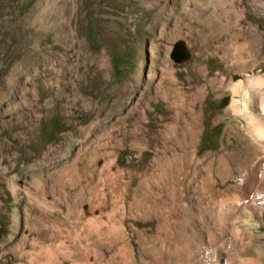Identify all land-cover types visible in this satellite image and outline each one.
<instances>
[{"label":"rangeland","instance_id":"obj_1","mask_svg":"<svg viewBox=\"0 0 264 264\" xmlns=\"http://www.w3.org/2000/svg\"><path fill=\"white\" fill-rule=\"evenodd\" d=\"M254 77L264 0H0V264L31 237L71 250L46 264H264V156L229 110Z\"/></svg>","mask_w":264,"mask_h":264},{"label":"bare ground","instance_id":"obj_2","mask_svg":"<svg viewBox=\"0 0 264 264\" xmlns=\"http://www.w3.org/2000/svg\"><path fill=\"white\" fill-rule=\"evenodd\" d=\"M251 81L252 83L249 82V84L251 83L253 86H250V87L243 86L242 79L234 82L231 85V89L233 91V99L230 103L231 109L229 110L230 111L232 110L237 116L241 117V119L244 122V127H246V129H248V131H250L251 134L258 141V144H254L252 142L246 143L244 146L246 152L249 155L252 153L258 152L264 156V102L263 101H262L263 103L260 102L261 99L260 101L255 100L254 95H253V89L257 86L260 87L264 85V79L254 77L253 79H251ZM244 85H245V82H244ZM257 91L259 90L257 89ZM258 95L261 96L260 93ZM263 95H264V92H263ZM247 103L249 106L246 108ZM193 138L194 136H192L191 134L190 139L193 140ZM222 158L223 157H218V158L213 157L210 160L211 161L210 163L212 164L217 163L220 165L222 162ZM217 172H218V175H221L220 167ZM211 189L212 187H209L208 189H204V192L211 193L213 191ZM226 195H227V192H223V194L220 197L224 198ZM222 198L218 200V206H219L218 213L221 214L222 211L225 209L228 211L232 210L233 212L235 210V207L228 206L226 208L224 205L225 199H222ZM135 200L137 201L139 200L138 193L135 195ZM263 204H264V199L262 202V207L264 206ZM179 238H181V240L183 241V250L185 249L184 250L186 252L185 254H187V251H186L187 250L186 247L188 246L187 241L183 240L184 236H180ZM22 241L24 244V247L22 248V250H24V248H26L27 246L30 247V249L25 252L27 254H25L24 256V253L22 251L20 253V250H17L18 252H16L13 249H10L9 251H10L11 257L8 259H5L4 264H8L10 259L11 260L14 259L16 261L15 264H46L47 262H51L52 260L55 259V255H54L55 253H59V252L60 253H70L71 252V250L69 251L67 249V246L65 247V245L63 244V240L61 238H45L44 243H40L39 241H37L36 237H31L30 239L23 238ZM45 241H48V242L50 241V243L46 244ZM74 241H77V240L74 239ZM197 250L198 252H201L202 254H205V255H207L209 252L208 249H206L205 245L203 244L202 240L198 242ZM170 254H171L170 256H172L171 251H170ZM251 262L253 263V261Z\"/></svg>","mask_w":264,"mask_h":264}]
</instances>
